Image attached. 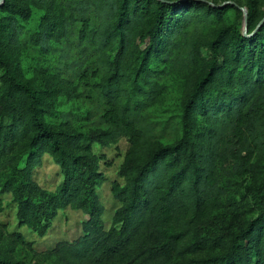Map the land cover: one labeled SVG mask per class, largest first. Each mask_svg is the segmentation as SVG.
Listing matches in <instances>:
<instances>
[{"label":"trees","instance_id":"16d2710c","mask_svg":"<svg viewBox=\"0 0 264 264\" xmlns=\"http://www.w3.org/2000/svg\"><path fill=\"white\" fill-rule=\"evenodd\" d=\"M51 2L2 0L0 41L16 42L20 17L27 19L35 7L46 9ZM232 3L68 0L67 17L46 10L33 31L36 43L49 49L52 33H67L77 21L78 39L96 50L105 127L87 132L58 129L47 121L44 114L53 109L60 89L41 93L17 75L0 46V191L12 194L18 219L38 234L45 233L59 208L70 205L88 215L81 235L35 252L36 261L9 255L0 257V264H264V178L236 191L222 178L223 167L236 174L251 170L252 157L264 151V19L248 33L216 28L209 42L212 59L184 99L175 140L156 142L143 114L161 94L156 79L170 65L196 62L193 51L180 54L181 36L176 38L192 21L189 8L220 15ZM246 8L249 27L256 0H247ZM137 33L147 44L137 55L138 65L130 68ZM221 46L228 55L218 62ZM124 135L129 146L118 170L124 183L113 181L111 188L120 205L105 227L96 191L104 176L92 143L109 144ZM44 152L63 176L54 189L32 177ZM247 200L255 203L253 214L244 213ZM226 208L223 218L232 215L214 228ZM12 236L23 241L20 233Z\"/></svg>","mask_w":264,"mask_h":264},{"label":"rangeland","instance_id":"374dc122","mask_svg":"<svg viewBox=\"0 0 264 264\" xmlns=\"http://www.w3.org/2000/svg\"><path fill=\"white\" fill-rule=\"evenodd\" d=\"M67 1L52 0L46 9L44 6H38L34 8L29 18L20 17L22 26L17 41L9 42L1 39L0 46L6 52L17 75L41 89V93L47 95L52 88L60 89L58 94L53 95V109H49L44 114L47 121L58 129L66 128L87 132L98 127H105L100 119L105 103L97 84L103 73L96 60V50L87 40L78 39L77 21L72 22V28L67 33L53 32L52 44L47 50L33 40V31L40 16L47 10L55 15L62 12L65 17L70 9L65 6ZM208 1L217 3L233 1L236 5L233 3L227 5L220 15L208 13L207 16L199 7L189 8L192 21L189 26L185 27L184 33L178 34L176 38L179 39L181 36L180 54L187 56L193 51L197 56L196 62L188 67H186L190 62L188 60H184L181 64H174L173 67L170 65L166 74L156 79L162 84L161 94L154 100H150L143 110L145 118L157 134L156 142L173 141L179 134L175 120L179 118L184 99L191 92L196 77L209 66L212 59L209 42L216 28L227 26L230 32L239 27L242 32L248 33V30L251 32L264 16V0H256L255 17L249 27L246 20V29H244V10L241 6L247 10V0ZM138 28H142V21ZM146 44L147 37H142L138 33L133 35L130 46L133 51V57L129 63L130 68L138 65L137 55ZM117 48V44L113 45L112 54ZM225 55H228L227 51L221 46L217 55L218 62L222 61ZM1 73L0 68V75ZM128 146L129 140L125 135L109 144L92 143L93 151L99 156V170L104 176L103 181L96 186V191L104 206L101 218L105 227L111 225L115 209L120 205V202L113 196L111 188L113 181L124 183V178L118 174V170ZM252 162L251 170H246L241 174H236L229 167H223L222 178L229 190L233 188L236 191L237 187L241 188L250 182L257 183L264 178V151L255 154ZM32 177L42 187L54 189L63 176L51 154L44 152L41 155V162L33 167ZM244 201V199L241 200V202ZM244 204V213L249 215L255 212V203L252 200H247ZM16 210L17 204L12 194L0 191V257L13 255L27 263L40 258L35 252L50 249L59 240H72L81 235L83 233L82 222L88 217L87 213L81 209L67 205L57 210L45 233L38 234L18 219ZM225 210L229 209H224L214 221V228L224 226L227 218L232 215L228 213V217L223 218ZM15 233L21 234L22 242L19 238L14 239L12 234ZM45 261L49 262V260Z\"/></svg>","mask_w":264,"mask_h":264},{"label":"water","instance_id":"95a60500","mask_svg":"<svg viewBox=\"0 0 264 264\" xmlns=\"http://www.w3.org/2000/svg\"><path fill=\"white\" fill-rule=\"evenodd\" d=\"M227 2H229V1H227ZM230 2H233V1H230ZM241 8L244 10V29H246L247 10H245L244 7H242V6H241ZM263 19H264V16L261 18L258 25L263 21Z\"/></svg>","mask_w":264,"mask_h":264}]
</instances>
